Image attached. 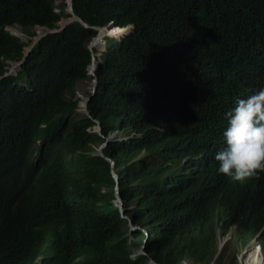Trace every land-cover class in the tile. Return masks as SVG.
I'll return each mask as SVG.
<instances>
[{
	"label": "trees",
	"instance_id": "obj_1",
	"mask_svg": "<svg viewBox=\"0 0 264 264\" xmlns=\"http://www.w3.org/2000/svg\"><path fill=\"white\" fill-rule=\"evenodd\" d=\"M65 7L0 0V264H224L232 226L264 254V172L233 181L213 159L223 114L264 87V0H73L87 27L25 54ZM110 23L132 28L103 38L88 131L76 84L93 78L87 44Z\"/></svg>",
	"mask_w": 264,
	"mask_h": 264
},
{
	"label": "clouds",
	"instance_id": "obj_2",
	"mask_svg": "<svg viewBox=\"0 0 264 264\" xmlns=\"http://www.w3.org/2000/svg\"><path fill=\"white\" fill-rule=\"evenodd\" d=\"M110 25L113 24L110 23L107 26ZM114 27L125 28L113 25L110 29L114 31ZM128 27L131 26L126 28ZM129 31L123 32L122 36L127 35ZM106 37L109 36L106 35ZM103 48L105 49V44ZM85 114L88 120L93 121V127L99 126L96 113L86 109ZM223 117L226 121L222 132L224 146L222 145L213 157L218 165L217 172L237 182L258 176L264 172V87H260L244 97H238L233 106L223 114ZM111 166H113L112 163ZM115 177L113 176L114 179ZM259 254L261 260H264V254L260 249Z\"/></svg>",
	"mask_w": 264,
	"mask_h": 264
},
{
	"label": "rangeland",
	"instance_id": "obj_3",
	"mask_svg": "<svg viewBox=\"0 0 264 264\" xmlns=\"http://www.w3.org/2000/svg\"><path fill=\"white\" fill-rule=\"evenodd\" d=\"M66 2H67V0H56V4L57 5L58 4L63 5ZM63 18H65V17H62L61 20ZM6 30L10 34L18 37L23 42L29 41V38L24 33H22L20 28L17 27V26L7 27ZM127 31H129V28L126 30V33H127ZM31 32H34L33 36L31 37V41H32L31 44H32L37 38H40V37L44 36L45 32H47V29L35 27V28L32 29ZM105 34H106V31L103 32V35H102L103 38L106 37ZM122 35H123L122 32L118 33V34L111 33L109 35V37H110V39L111 38H118L119 39V37H121ZM103 38H102V41H101L102 46H104V44H105L104 41H103ZM88 45H89V43L87 44V47H88ZM28 47H26V49ZM96 50L98 51L96 53V55L100 56V53H102L105 49L100 47V48H98ZM99 56L96 57V61H97V58ZM90 66H89L88 74H89V77H92L91 74H90L91 73L90 72ZM95 68H96V65H95ZM18 70H19L18 63H9V65L7 67V73L16 74V72ZM94 92H95V90H93V78L92 79L91 78H87L85 80L77 82V84H76V97H77V99H79V106L75 110L76 111V113H75L76 115H79L81 117L86 116L85 110L87 109L86 108L87 101H88V98L90 97V95H92ZM99 128H100V126L93 127L92 125H90V126H88L87 130L88 131H98L99 132V130H100ZM115 136L121 137V134H119L117 132H114L107 140H105L106 143L108 141H110L112 137H115ZM112 172H113V176L115 177V172L114 171H112ZM221 242L222 243L220 244V251L223 254V263L224 264H230L231 262H233V257L235 258L236 264H245V263L255 264L256 263V261H253V262L249 261L248 262L247 258H245L248 255V254H245V253H247V251L251 250L250 247H245V246H249L251 244V241H249L248 237L245 234H243L239 230H235V226H232L230 228L228 234L226 235V237ZM225 242H227V243H225ZM140 248H139L138 252H141ZM254 251L255 252L252 253V257L251 258H253L254 255H257V257H259L258 260L261 262V257H260L259 252L257 250H254ZM243 254H245L244 257H243Z\"/></svg>",
	"mask_w": 264,
	"mask_h": 264
},
{
	"label": "water",
	"instance_id": "obj_4",
	"mask_svg": "<svg viewBox=\"0 0 264 264\" xmlns=\"http://www.w3.org/2000/svg\"><path fill=\"white\" fill-rule=\"evenodd\" d=\"M72 1L73 0H67L66 2V7H65V10H64V13L65 14H69L70 17L68 18V21L67 23L64 25V26H61V27H58L57 29H54V30H47V32H45L44 35L48 34V33H53V32H60L63 30V28L69 24L70 22L72 21H78L79 23H81L82 25H84L85 27H87L86 23L82 22L77 16H75L73 14V11H72V8H71V5H72ZM113 27V25H110V26H107L105 28H96V30L98 31L97 33V36L92 38L90 41H89V45H88V48L89 50L92 52V64L90 66V74L91 76L93 77V90H95L96 88V78H95V63H96V57L99 56V55H96L95 53H93V42L95 41V39H97V37L99 35H103V32H105L106 29H109ZM129 29H131V27H128ZM39 38H37L25 51V54H28L29 51L34 47L35 43L38 41ZM9 74V73H8ZM108 138H106L105 140H107ZM106 142L103 143L99 149H98V155L101 156V157H104L103 153H102V147L105 146ZM106 160H109L111 161L109 158H106ZM111 163L113 164V162L111 161ZM115 181H116V187H115V196H116V202L118 203V207H119V211L121 213V216L124 218V210H123V203L122 201L120 200V197H119V193H118V178L117 176L115 177ZM129 225H130V230H135L137 228V226H133L132 225V222L129 220ZM219 251H220V247H219ZM141 252H143V246L141 247ZM151 264H156L154 261H151L150 262Z\"/></svg>",
	"mask_w": 264,
	"mask_h": 264
},
{
	"label": "bare ground",
	"instance_id": "obj_5",
	"mask_svg": "<svg viewBox=\"0 0 264 264\" xmlns=\"http://www.w3.org/2000/svg\"><path fill=\"white\" fill-rule=\"evenodd\" d=\"M67 21H68V18L66 19V18H63L60 22H59V24H58V26L59 27H61V26H64L66 23H67ZM115 28V30L114 31H112L110 28L109 29H106L105 31H106V34L105 35H110L111 33H115V34H118V33H123V32H125L128 28H119L118 29V27H114ZM104 35V36H105ZM102 38H103V36L102 35H99L98 37H97V39H95V41L93 42V47H94V49H98V48H100V47H102L103 48V46H102V44H101V41H102ZM94 116H96V115H94ZM259 249H260V246H258V245H253L252 246V249L250 250V251H247V253H245V254H248L245 258H247V260H248V262L250 261V262H253V261H256V263L255 264H264V260L262 261L261 260V262L258 260L259 259V257H257V255H254V257L253 258H251L252 257V253H254L255 251L254 250H257L258 252H259ZM245 254H243V257H244V255ZM245 264H248V263H245Z\"/></svg>",
	"mask_w": 264,
	"mask_h": 264
}]
</instances>
